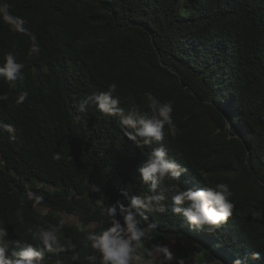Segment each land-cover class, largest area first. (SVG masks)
I'll return each instance as SVG.
<instances>
[{
    "label": "trees",
    "instance_id": "trees-1",
    "mask_svg": "<svg viewBox=\"0 0 264 264\" xmlns=\"http://www.w3.org/2000/svg\"><path fill=\"white\" fill-rule=\"evenodd\" d=\"M5 2L28 21L41 48L30 56V38L0 21V64L13 51L25 65L14 87L0 79V94L8 96L0 102V121L17 129L15 141L0 133V222L11 240L35 245L29 228L59 225L55 212L72 215L76 221L62 233L75 249L65 246L59 257L46 251L45 264L57 258L73 264V251L81 257L76 264H87L86 235L109 226L89 185L102 187L106 206L121 190L148 194L136 170L159 145L137 148L116 117L76 108L84 96L116 83L125 111L133 104L148 111L147 91L173 102L179 131L163 144L188 169L181 187L227 183L236 205L215 234L190 229L170 211L148 213L145 225L156 227L142 249L168 242L182 248L189 241L202 254L199 264H232L237 254L264 249V0ZM21 92L28 97L18 105ZM30 191L44 201L33 207ZM158 191L168 197L167 208L173 184L165 181Z\"/></svg>",
    "mask_w": 264,
    "mask_h": 264
},
{
    "label": "clouds",
    "instance_id": "clouds-1",
    "mask_svg": "<svg viewBox=\"0 0 264 264\" xmlns=\"http://www.w3.org/2000/svg\"><path fill=\"white\" fill-rule=\"evenodd\" d=\"M0 21L8 25L10 31L30 38V56L40 54L41 48L35 34L26 27L28 21L13 15L5 0H0ZM24 67L23 63L17 62L14 52L8 51L0 64V79L14 87L16 81L24 79ZM117 88L116 83H111L106 91L84 96L76 106L77 111L86 113L89 107H94L106 116L116 117L123 136L137 148L153 144L159 146L152 148L136 170L139 180L148 187V194L130 195L128 191L121 190L120 199L106 206L104 201L107 198L102 187L97 184L89 185L90 193L100 197L96 204L100 206L101 215L108 218L109 226L86 235L91 252L84 260L87 264H188L187 258L175 256L167 244L157 243L146 254L140 253L144 241L151 239L156 227L154 224L145 225L148 213L170 211L174 216L182 218L190 229L215 234L233 216L236 208L231 199L233 192L229 184L223 182L196 189L181 187V177L188 169L171 159L163 144L166 135L174 138L179 131L173 119V102L161 101L151 91H147L143 94V100L148 111L141 110L135 104L131 110L125 111L121 107V98L115 95ZM27 97V92H21L15 103L23 104ZM7 100L6 94H0V102ZM0 133H7L9 140L15 141L17 129L11 123L0 121ZM60 158L58 153L53 156L55 160ZM165 181L173 184L174 191L171 204L167 208L165 205L168 197L163 191H158ZM27 198L33 201V207L44 201L42 195L31 191L27 193ZM16 216L22 223V209L17 211ZM64 223L61 220L59 225H37L34 229L29 228L28 236L35 242L34 245L19 239L11 240L8 228L0 222V264H45L48 259L46 251L55 252L59 257V253L65 251V246L67 249H75L71 238L62 233ZM10 245H15V248L10 250ZM80 260V255L73 251V264ZM256 261L264 264V249L243 256L237 254L232 264H252ZM55 264H65V261L57 258ZM218 264L222 262L218 261Z\"/></svg>",
    "mask_w": 264,
    "mask_h": 264
},
{
    "label": "rangeland",
    "instance_id": "rangeland-1",
    "mask_svg": "<svg viewBox=\"0 0 264 264\" xmlns=\"http://www.w3.org/2000/svg\"><path fill=\"white\" fill-rule=\"evenodd\" d=\"M38 209L42 213H46L48 211V209H45L43 207H38ZM55 214L58 216L59 223L61 220H63L65 222L64 225H72L76 221V217H74L72 215H67L65 213H60V212H55ZM95 226L96 225L94 224V225H92L91 228L94 229ZM165 244H167L171 248V250L175 254V256L181 257V258H187L188 264H199L201 262L202 254L197 253L194 250L193 244L190 243L189 241H184L182 244V248H179L175 242H168ZM139 251L141 254L147 253L142 248ZM218 261H221V260H218ZM218 261L212 262L210 264H218ZM222 264H223V262H222Z\"/></svg>",
    "mask_w": 264,
    "mask_h": 264
},
{
    "label": "water",
    "instance_id": "water-1",
    "mask_svg": "<svg viewBox=\"0 0 264 264\" xmlns=\"http://www.w3.org/2000/svg\"><path fill=\"white\" fill-rule=\"evenodd\" d=\"M181 83H182V80H181Z\"/></svg>",
    "mask_w": 264,
    "mask_h": 264
}]
</instances>
